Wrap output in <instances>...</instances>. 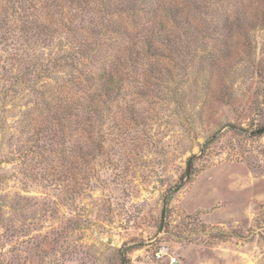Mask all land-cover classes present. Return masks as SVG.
I'll return each mask as SVG.
<instances>
[{
	"label": "rangeland",
	"instance_id": "374dc122",
	"mask_svg": "<svg viewBox=\"0 0 264 264\" xmlns=\"http://www.w3.org/2000/svg\"><path fill=\"white\" fill-rule=\"evenodd\" d=\"M263 128L264 0H0V264H264Z\"/></svg>",
	"mask_w": 264,
	"mask_h": 264
},
{
	"label": "trees",
	"instance_id": "16d2710c",
	"mask_svg": "<svg viewBox=\"0 0 264 264\" xmlns=\"http://www.w3.org/2000/svg\"><path fill=\"white\" fill-rule=\"evenodd\" d=\"M264 129V128H263ZM261 133H263V132H261ZM191 166V165H190ZM191 175H192V172H191V168H188V172H187V174H186V177H188L187 178V180H190L191 179ZM185 184H183V183H180L179 185H177L174 189H172V190H170V192L168 193V196H166V198H165V207H164V210H163V215L165 216L166 215V211H167V209H168V205H169V203H170V200H171V198L173 197V195L175 194V193H177L183 186H184ZM165 218H166V216H165ZM124 260V259H123Z\"/></svg>",
	"mask_w": 264,
	"mask_h": 264
},
{
	"label": "built area",
	"instance_id": "2783aa9c",
	"mask_svg": "<svg viewBox=\"0 0 264 264\" xmlns=\"http://www.w3.org/2000/svg\"><path fill=\"white\" fill-rule=\"evenodd\" d=\"M158 258H163L166 255H168L167 253V249L165 247L161 248L157 253H156ZM166 264H179V260L174 257V256H169V260Z\"/></svg>",
	"mask_w": 264,
	"mask_h": 264
}]
</instances>
